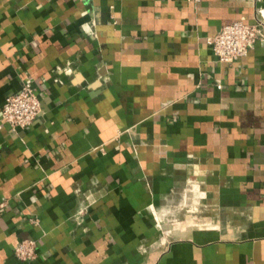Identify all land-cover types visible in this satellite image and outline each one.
<instances>
[{
	"label": "crops",
	"instance_id": "crops-1",
	"mask_svg": "<svg viewBox=\"0 0 264 264\" xmlns=\"http://www.w3.org/2000/svg\"><path fill=\"white\" fill-rule=\"evenodd\" d=\"M260 7L0 0V264H264V42H208ZM23 80L41 111L14 129Z\"/></svg>",
	"mask_w": 264,
	"mask_h": 264
},
{
	"label": "built area",
	"instance_id": "built-area-1",
	"mask_svg": "<svg viewBox=\"0 0 264 264\" xmlns=\"http://www.w3.org/2000/svg\"><path fill=\"white\" fill-rule=\"evenodd\" d=\"M198 2L200 0H189ZM257 41L264 42V8H258L255 22L238 18L223 24L220 30L208 36V42L221 61L232 62L248 54ZM221 87V84L218 83ZM41 111V99L31 80H23L19 90L9 93L2 106V118L14 129L30 125ZM35 221V219H32ZM15 255L22 260L36 257L37 241L22 238L14 247Z\"/></svg>",
	"mask_w": 264,
	"mask_h": 264
},
{
	"label": "bare ground",
	"instance_id": "bare-ground-1",
	"mask_svg": "<svg viewBox=\"0 0 264 264\" xmlns=\"http://www.w3.org/2000/svg\"><path fill=\"white\" fill-rule=\"evenodd\" d=\"M192 182V181H191ZM195 203V202H194Z\"/></svg>",
	"mask_w": 264,
	"mask_h": 264
}]
</instances>
